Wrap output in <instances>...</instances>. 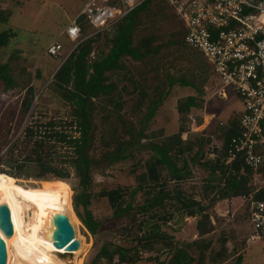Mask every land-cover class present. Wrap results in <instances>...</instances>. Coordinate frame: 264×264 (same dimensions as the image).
I'll return each instance as SVG.
<instances>
[{
    "label": "rangeland",
    "instance_id": "374dc122",
    "mask_svg": "<svg viewBox=\"0 0 264 264\" xmlns=\"http://www.w3.org/2000/svg\"><path fill=\"white\" fill-rule=\"evenodd\" d=\"M84 2L0 0V13L6 19L5 23H1L0 17V32L10 31L12 34L7 46L0 48V65L9 66V76L15 83L12 88L6 89L0 81V170L8 171L3 165L8 156L7 150L15 142L22 140L28 123L44 126L50 119H54L60 126L64 122L69 123L70 105L58 97L51 83L60 63L74 46L62 32L81 11ZM141 21L134 39V48L141 58H124L123 70L106 74L107 84L114 85V91L110 95H99L92 99L87 110L91 123L87 155L92 167L93 184L86 192V211L99 227L95 235H91L77 216L79 214L84 218L83 208L74 211L79 220L78 232L85 243L83 253L76 259L77 264H107L105 260L96 258L101 247L109 243L126 248L134 247L136 242L132 238L143 235L140 227L143 228L146 221L156 222L161 232L172 238L174 246L181 247L182 244L201 240L195 229L197 218H181L174 203L165 201L166 206L162 211L154 209L137 214L134 207L145 203L147 189L133 201L129 194L139 184L138 177L146 172V163L151 153L145 145L164 143L169 137L176 135L180 127L187 128L188 115L198 122L203 121L202 125L205 126L210 119L208 116L213 114L220 121L229 124L238 119L242 110L237 100L226 102L214 95L218 86L213 78L212 68L200 52L191 51L182 43V24L162 1L152 0L148 12L141 15ZM85 32L90 35L93 30L86 28ZM55 41L62 46V51L58 56L50 57L46 55L45 49ZM155 48H159L157 52L144 55L146 50ZM170 79L175 81L172 86ZM178 79H184L201 90L202 96L191 87L179 86ZM29 89L33 90L32 96L28 95ZM190 96L201 101V106L188 108L184 116H181L177 112V103ZM160 98L162 101L154 117L146 124V115ZM27 102L32 107L26 115L23 108ZM201 130L202 128H198L196 133H189L187 138L185 134L182 135L186 139L184 142L196 145V138L203 134ZM186 131L188 132V128ZM216 132L210 138L207 149L205 148L204 161L213 160L210 158L211 147L216 150L222 145L219 133ZM138 139L140 146L134 148ZM64 150L62 148L58 152L63 153ZM196 150L197 147L194 146L191 155ZM24 155H19L16 151L13 153L14 158L21 159ZM123 156L124 159H116ZM185 157L190 156L186 154ZM189 167L191 177L178 186L185 197L208 207L207 213L216 223L214 232L202 239L211 241V250L217 251L220 248L219 240L224 238L227 240V251L234 250L240 255L244 259L242 264H264L263 242H257L248 248L242 243L244 206L241 200L212 203L214 194L206 192L205 188L209 171L191 164ZM21 179L23 180L12 182L23 192L29 191L32 196H37L42 202L65 199L71 203L72 198L73 204L74 196L81 191L77 188L78 179L73 172L71 178L66 180L72 191L65 186L48 187L56 184L54 179L41 182H34L32 180L37 179L33 178L26 179L29 181H25L23 177ZM30 183L35 187H29ZM176 187L177 184L169 183L165 188L170 192ZM112 193L116 195H113L115 202L111 203L108 195ZM154 213L164 216L166 221L151 219ZM44 223V218L40 216L42 230ZM188 253L197 258L194 248L189 249ZM140 255L141 259L135 264H173L174 261V252L157 242L152 245V250L143 251ZM232 255H229L226 264L236 263L237 255ZM204 264H209L208 259Z\"/></svg>",
    "mask_w": 264,
    "mask_h": 264
},
{
    "label": "trees",
    "instance_id": "16d2710c",
    "mask_svg": "<svg viewBox=\"0 0 264 264\" xmlns=\"http://www.w3.org/2000/svg\"><path fill=\"white\" fill-rule=\"evenodd\" d=\"M137 1L140 3L132 11L107 29L95 30L89 24L86 16L81 15L77 18L81 29L80 42L76 45L72 43L73 48L60 63L51 83V87L54 88L58 97L70 105L69 123L64 122L63 126H60L54 119H50L44 126L28 123L23 131L22 140H18L7 150L9 157L7 156V159L3 161V165L8 168V171L0 170L1 181L12 182L18 179L21 181L23 180L22 177L25 178V181H29L26 179L30 178L37 179L32 180L34 182L54 179L56 184L48 187L63 188L65 186L69 191L72 189L66 180L71 178V172H73L78 179L77 188L81 191L74 196L73 204L71 198V205L74 211H78L80 207L83 208L84 218H81L79 214L77 216L91 235H95L99 225L86 211L88 206L86 192L93 184L92 167L87 155L91 131L87 110L92 99L99 95H110L114 91L115 86L107 84L106 74L123 70L125 68L124 58L128 57L134 60L141 58V55L134 48L135 33L142 24L141 15L148 12L152 0ZM160 1L167 6L163 0ZM107 5L122 9L119 0H108ZM0 17L1 23H5L6 19L3 18L2 13H0ZM86 28L93 30V32L86 35ZM11 37L10 31L0 32V48L7 46ZM158 49L146 50L144 55L153 54ZM9 72L10 68L7 64L0 65V81L6 89L15 85L9 76ZM169 83L172 86L175 81L170 79ZM177 83L182 87L193 88L199 96H202V91L186 80L178 79ZM28 95H33L32 89L28 90ZM161 101L162 98L154 102L145 117L146 124L154 117ZM200 104L201 101L197 100L196 97H187L178 101L177 112L184 116L188 108H199ZM31 107V103L27 102L23 112L27 115ZM198 124L200 125L201 122ZM186 129L184 126L180 127L179 132L169 137L164 143L145 145L151 153L146 163V172L138 177L139 184L129 196L133 201L139 193L147 189L145 190L147 197L145 203L134 207L137 214L148 213L154 209L162 211L166 206L165 201L174 203L176 212L180 214L181 218L183 216L197 218L195 229L201 240L182 244L181 247L174 246L172 238L166 233H162L156 222L153 220L146 221L143 223V228L146 230L144 231L140 227L143 235H135L132 238L136 242L134 247L126 248L111 243L104 244L96 257L97 259H103L107 264H135L141 259V252L152 250V245L155 242L163 244L174 252L173 264H204L206 259H208L209 264H222L227 262L226 260L231 254H233L232 257L237 255L234 250L232 252L227 251V240L224 238L219 240V250H211V241L202 239L214 232L215 229L210 220V215L207 213L208 207L199 201L185 197L180 186H178L191 177L189 167L191 164V166H199L209 171L205 188L207 189L206 192L211 191L214 194L212 203L239 199L251 194L252 174L244 166L243 161L238 159L230 164L225 163L230 141L238 132L237 120L231 121L227 128H220L217 122H212L203 131V134L196 138V145L189 141H183L182 135L187 132ZM216 130L218 131L216 132ZM143 131L144 129L141 130L140 134ZM215 132L219 133L222 145L220 148L212 150L215 159L204 161L205 148L207 149L211 142L210 138H213L212 135ZM139 140L134 148L140 146ZM194 146L197 147V150L194 155H191ZM62 148L65 149V152H58ZM14 151L19 155H25L21 159L14 158ZM186 154L190 157H185ZM124 158L125 156L116 159ZM162 173H165V176H162ZM169 183L177 184V187L170 192L165 188ZM29 187L34 188L35 185L30 183ZM113 195L116 193L108 195L111 203L115 202ZM260 197L257 196V198ZM129 208L130 206L128 210ZM151 219L166 221L164 216H158L155 213L151 215ZM242 243L245 246L243 239ZM193 248L197 251V258L188 253L189 249ZM207 252L208 255H206ZM115 258L117 259L116 262L114 261ZM242 261V257L237 255L235 264H242Z\"/></svg>",
    "mask_w": 264,
    "mask_h": 264
},
{
    "label": "built area",
    "instance_id": "2783aa9c",
    "mask_svg": "<svg viewBox=\"0 0 264 264\" xmlns=\"http://www.w3.org/2000/svg\"><path fill=\"white\" fill-rule=\"evenodd\" d=\"M163 1L182 24V43L191 51L200 52L212 68L218 86L214 95L226 102L237 100L242 106L238 132L230 141L225 163L241 159L251 171L252 192L239 198L244 206L242 239L245 247L264 243V0ZM107 2L87 0L62 35L76 45L81 36L79 16H86L95 30H103L140 3L119 0L120 9L108 6ZM61 51L62 46L56 41L45 49L51 57ZM210 118V123L217 122L220 128L226 126L214 116ZM187 128L185 135L200 128L193 116L188 115ZM210 158H215L214 153ZM210 220L215 226L212 216Z\"/></svg>",
    "mask_w": 264,
    "mask_h": 264
},
{
    "label": "bare ground",
    "instance_id": "6f19581e",
    "mask_svg": "<svg viewBox=\"0 0 264 264\" xmlns=\"http://www.w3.org/2000/svg\"><path fill=\"white\" fill-rule=\"evenodd\" d=\"M0 205L9 208L13 225L10 238L0 231L6 244V264H77L76 259L83 253L85 243L78 232L79 220L70 201L42 202L13 182L0 180ZM40 216L45 220L43 230L39 224ZM64 220L72 226L74 238L79 242L78 250L70 255L53 244L58 224Z\"/></svg>",
    "mask_w": 264,
    "mask_h": 264
},
{
    "label": "water",
    "instance_id": "95a60500",
    "mask_svg": "<svg viewBox=\"0 0 264 264\" xmlns=\"http://www.w3.org/2000/svg\"><path fill=\"white\" fill-rule=\"evenodd\" d=\"M0 231L7 238H10L13 234V225L11 221L10 210L6 205H0ZM53 244L57 249L65 250L66 254L68 255L78 250L79 242L74 238L73 228L67 221L64 220L58 224V231L55 235ZM6 263V244L3 238L0 236V264Z\"/></svg>",
    "mask_w": 264,
    "mask_h": 264
},
{
    "label": "crops",
    "instance_id": "0c3cea01",
    "mask_svg": "<svg viewBox=\"0 0 264 264\" xmlns=\"http://www.w3.org/2000/svg\"><path fill=\"white\" fill-rule=\"evenodd\" d=\"M212 116H214L215 118H216V115L215 114H213V115H211V116H208L209 118L210 117H212ZM196 119V118H195ZM211 119V118H210ZM210 119H209V121H210ZM217 119V118H216ZM217 120H219V119H217ZM197 121V120H196ZM208 121V125L207 126H205V125H202V123H203V121L201 122V124H200V128H202V130H201V132L202 131H204V130H206L207 129V127H209L210 125H211V123ZM198 122V121H197ZM204 122H205V118H204ZM199 123V122H198ZM199 125V124H198ZM204 126V127H203ZM229 126V124L228 123H226V127H228ZM185 134V133H184ZM183 134V135H184ZM188 137V135H186V138ZM182 139H183V141H185L186 139L185 138H183L182 137ZM236 199H238V198H236ZM229 200H224V202L225 203H227ZM223 216V215H222ZM244 260V259H243ZM243 264H244V262H243Z\"/></svg>",
    "mask_w": 264,
    "mask_h": 264
}]
</instances>
